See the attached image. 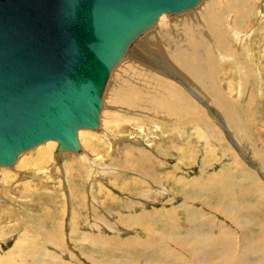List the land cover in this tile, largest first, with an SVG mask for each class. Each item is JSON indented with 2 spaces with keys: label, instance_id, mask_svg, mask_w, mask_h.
<instances>
[{
  "label": "rangeland",
  "instance_id": "374dc122",
  "mask_svg": "<svg viewBox=\"0 0 264 264\" xmlns=\"http://www.w3.org/2000/svg\"><path fill=\"white\" fill-rule=\"evenodd\" d=\"M205 1L188 12L164 14L167 18L184 16L198 9ZM258 10L259 6L256 7L257 13L252 14L255 20L244 21L236 29L241 45H235V39L228 37L234 50L227 55L214 52L213 58L220 62L214 72L215 87H207L205 83L196 81V76L201 73L184 71L186 67L195 68V63H201V59L191 54H178L179 59L175 60L166 50L163 41L186 43L180 31L181 25L174 30L176 37L171 40L163 26L169 27L172 23L165 22L164 25V21L157 22L149 31L153 32V36L145 37L149 32L140 36L131 47L129 56L124 59H131L132 63L150 74L181 87L180 82L170 78L174 73L196 95L193 97L181 87L193 98L190 99L189 110L199 111L205 122H188L187 117L169 115L157 109L154 100L145 103L147 93L141 92L144 87L140 85H134L133 90L137 91L138 98L134 99L133 104L113 102L115 94L111 95L112 84L123 80L126 74V80L134 81L128 70L125 74L114 70L108 82L110 103L106 102L107 91L103 100L104 110L109 112L107 114L103 110L101 113L98 129L79 131V152H56L57 143L49 141L20 154L14 166L1 167L0 258L10 256L8 252L18 248L23 252L19 263L32 264L27 246L33 248V244H37L38 249H33V255L44 263L58 259L59 264H182L185 260L182 250L187 251L180 242L182 236L171 238L168 231L160 227L169 219L168 211L178 207V216L183 221L185 216H188V222L193 221L186 235L194 238L190 247L193 253H197L195 257H202L201 262L205 264L218 263L219 253L214 254L213 249L200 250L196 245L194 225L201 219L198 214L188 211L196 208L195 211L214 217L212 222L215 227L217 224L219 228L231 226L236 238L240 237L241 231L234 230L230 221L222 213L214 212L213 207L222 208L233 217L236 214L256 220L259 218L253 211L245 210L248 203L255 200V204L256 198L264 197V159L254 156L262 152L264 157V13ZM196 20V15L190 19L195 30ZM205 40L207 37L201 38V41ZM221 55L228 60H221ZM124 85L122 82L120 92L124 91ZM228 115L232 117L231 120ZM208 149L212 150L209 155L213 158L204 163ZM233 156L246 168L245 173L253 175L251 185L250 182L247 185L240 176L239 169L233 173L228 171L227 175L228 165L234 166ZM215 175L217 177H213ZM181 179L186 180L182 187L175 182ZM188 181L191 183H186ZM189 185L187 190H191L192 186L196 188L195 191L199 190L193 194L186 190V196H196L197 200H184L181 192ZM251 187L259 190L251 191ZM247 190L251 197L244 198L238 194ZM260 190L262 195L258 196ZM224 200H227L226 203ZM237 200L239 206L235 205ZM231 203L235 208L229 210ZM164 208L166 211L155 213ZM186 209L188 214L185 213ZM258 211L264 216V208ZM145 220H149V223ZM240 220L238 226H243V229L250 227L245 219ZM182 224L184 226L178 223L181 233L189 227L185 222ZM244 232L246 243L250 232ZM245 243L243 241L242 245ZM164 245H168V248L173 246L181 257L166 252ZM238 247L242 249L241 244ZM207 253L211 255L205 259ZM251 257L249 263L257 259Z\"/></svg>",
  "mask_w": 264,
  "mask_h": 264
},
{
  "label": "water",
  "instance_id": "95a60500",
  "mask_svg": "<svg viewBox=\"0 0 264 264\" xmlns=\"http://www.w3.org/2000/svg\"><path fill=\"white\" fill-rule=\"evenodd\" d=\"M200 1L0 0V166L48 139L77 150L130 44L161 14Z\"/></svg>",
  "mask_w": 264,
  "mask_h": 264
},
{
  "label": "bare ground",
  "instance_id": "6f19581e",
  "mask_svg": "<svg viewBox=\"0 0 264 264\" xmlns=\"http://www.w3.org/2000/svg\"><path fill=\"white\" fill-rule=\"evenodd\" d=\"M203 1L204 0H201L200 2H198L190 10L183 11L180 13H165V14L177 15V14H181L184 12L194 10ZM262 1L263 0H206L198 9H196L195 11L190 12L188 14L185 13L186 15H184V16L179 15L178 17L167 18L164 13L161 14L159 16V18L155 21L153 26L149 30H146L140 36L146 35V33L151 31L157 22L159 24L160 22L164 21V23H163L164 25H166L165 22L172 23L169 27L163 26V29L165 30L167 37L172 40L176 37L174 35V30L178 29V27L181 25L180 31H181L186 43H171L168 41H163V44H164L166 50L172 55V58L175 60L179 59L178 54H191L192 56H194L198 59H201L202 60L201 63H195V65H194L195 68L186 67L184 69V71L186 73H193V72L201 73V75L196 76V78H195L196 81H198L200 83H205L207 85V87H215L214 72L218 68L220 62L217 60L215 61V59L213 58L214 52L220 51L223 54L227 55L231 51L234 50L233 48H231V45L228 42V37L235 39V42H233L235 45H241V39H239V36H237L238 31L236 32V29L237 28L239 29V26H242L244 21L245 22L251 21L250 19L253 18L252 14L256 11L257 6H259L258 11L261 13H264V11L261 9V2ZM255 13H257V11ZM194 15L197 16V20L195 22L196 28H197L196 30H195V27H192L193 23L190 21V19H192V17ZM254 15H256V14H254ZM230 21H232V23H230ZM200 33L203 34L204 36H201ZM140 36H138L136 38V40L132 44H130V46L128 47L124 56L120 59V61L111 70V72L107 78L106 84L104 86V89H103V92L101 95V105H100L99 112H98L97 126L94 128L82 127L77 131V133H76L77 138L76 139H77L78 144H79V148L77 150H74V149H72V150L71 149L70 150L69 149L68 150H57L55 148L56 152H62V151L63 152H79L81 149V144H80L79 137H78L79 131L80 130H86V129L96 130L100 127V116H102L101 113L103 112L104 107H105V105L103 106V100H105L106 91H107V98H106L107 101L106 102H107V104L110 103L109 102L110 91L108 88V85H109L108 82H109L110 77H112L114 70L117 72H120V73H124V74H125V71L128 70V73H130L129 76H131L134 79V81H130L129 78L126 80V78H127V74H126V76L124 75L126 78L124 77L123 80H121L119 82H114L111 86V95L115 94L114 98H113V102H116L117 104H124V105L133 104L134 99L138 98L137 91L133 90V89H135L134 85H140V86L144 87L143 91H141V92L147 93V97L144 99L145 103H150L152 100H154V104H155V106H157V109H161L165 112H168L169 115H174V116H178V117H185V118L187 117V118H189L188 122L189 121L195 122L198 120H201V121L196 122V123L205 122L204 116L199 111L192 110V109L189 110L188 105L190 104V99L193 100V98L190 95H188L185 91H183L181 89V87H184L186 90H188L189 93H191L193 97H196V95L193 93V91H191V89L188 88V86H186L187 84L182 83L181 79L175 77L174 73H172V70L167 69L170 71V73L173 74L170 78L176 80L177 82H180L182 84V86L180 85L181 87L177 86L172 81L166 80L165 78L158 77L157 75H154L153 73L150 74L149 72L143 70L142 67L139 66L138 64L135 65L134 63H132V61H130L131 59L124 60L127 56H129L128 54L130 53L131 47L134 45V43L138 40V38ZM152 36H153V32H149V34H147L145 37H152ZM205 37H207V40L201 41V38H205ZM237 38H238L239 42L238 41L236 42ZM210 42H211V45H210ZM123 60H124V62H122ZM221 60L226 61V60H228V58L224 55H221ZM161 69H163V68H161ZM165 71H166V69H165ZM122 82L125 83L124 91L120 92V90H121L120 85ZM107 88H108V90H107ZM215 91H217V90L215 89ZM140 95H141V93H140ZM204 105L206 107H210L208 104H204ZM210 110H211V108H210ZM107 111L108 110H106V111L104 110V112H106V113H107ZM106 113H105V115H106ZM231 118L232 117L230 115H228V119L231 120ZM49 141H55L56 143H58L55 139H48L46 141H43V142L27 149V150L35 148L36 146H38L42 143H45V142H49ZM27 150H25V151H27ZM211 151H212L211 149H208V151H206V156L203 159L204 163H206L210 158H213V157H211V155H209V153ZM24 152H22V153H24ZM230 152H232V151L230 150ZM224 153H226V152H224ZM19 155L17 156L16 161H17ZM235 155H236V153H235ZM236 156H233V160H232V162H234L235 167L233 165H231V166L228 165V167L226 169L227 175H228V171L233 173L235 171V169L236 170L239 169V170H241L240 176L243 177V179H244V181H246L247 185L249 182L251 185V182H254V180L252 178L253 175L249 176L248 173H245V172H247L246 168L243 166V164H240V162ZM254 156L261 159V160L264 159L262 152L255 154ZM238 157H240V156H238ZM147 158H149V157L147 156ZM16 161L13 163V165L0 166V168L1 167H12L15 165ZM203 162H201V163H203ZM238 171H236V172H238ZM216 172L217 171L215 170V173ZM236 172H235V174H236ZM206 173H205V175H206ZM216 175H218V174H216ZM216 175L213 177H217ZM200 176H202V175H200ZM202 177H204V176H202ZM209 177L212 180H216V179L212 178V176H209ZM228 177L230 178V176H228ZM220 179H221V177H220ZM222 179H223V176H222ZM184 180L185 179H181L178 181L176 180L175 182L178 183V185L182 187ZM235 181L237 183V180H235ZM186 183H191V181L190 182L188 181ZM233 183H234V181L232 182V184ZM210 184H211V182H210ZM232 184H229V185L232 186ZM234 185H235V183H234ZM257 185H260V184H257ZM236 186H237V184H236ZM244 186H246V185H244ZM189 187H190V185L182 189L181 193L183 194L184 200H186V201H189L191 199L197 200L196 196L195 197H187L186 195H188L187 191H189L190 193L192 192V194H193L194 192L197 193L199 189L195 191L196 188H194L192 186L191 190H187ZM228 188H227V190H229ZM240 189H242V188H240ZM244 189L246 190V188H244ZM257 190H259V189L255 188V187L253 189L251 187V191H257ZM217 191H215V192H217ZM234 191H235V189H234ZM186 192H187V194H186ZM226 192L228 193V191H226ZM236 192H235V194H237ZM200 194L201 193L199 192V195ZM238 194H240L242 197H244V196L246 197V196H250L251 193L248 192V190H247V191H241ZM218 195H219V191H218L217 197H218ZM257 195L258 196L262 195V191L260 190L257 193ZM228 196H229V194H228ZM234 196H236V195H234ZM204 199H206V200L210 199L211 200V198H204ZM248 199H249V197H248ZM248 199L246 198L245 200H248ZM256 199H257L256 203L253 204L255 202V200H253L251 203H248L249 205H248V207L245 208V210L247 212L253 211L252 213L257 214L259 216V218H258L259 221L254 219V218L244 217L243 215H236L235 214V216L233 217L232 215L226 214L224 212V210H222V208H216V207L212 208L214 212L217 211V212L222 213L224 215V217L230 221L232 227L235 228L234 230L238 229L239 231H241L239 238H236L232 234L231 226L230 227L221 226L219 228V226L217 224V226L215 227L214 222H212V221H214V217L211 218L210 215H208L206 213H203L201 211H195L194 209H196V208L192 209L191 211H188L191 214H198V218L201 219L194 225L195 229H196V245L200 248V250H206L207 251V250L213 249L214 254L219 253L217 255L218 256V259H217L218 263H216V264H261V263L264 264V255H263V252H264V243H263L264 242V221H262L264 216H261L260 212L258 211V209L262 210L264 208L263 207L264 197L263 198L259 197V199L258 198H256ZM226 201H225V203H226ZM229 203H230V201L228 202V204ZM235 205L239 206L238 200L235 201ZM235 205L232 204V207H230L228 209L229 210L231 208L234 209ZM185 206H186V204H185ZM209 207L210 206H208V208ZM227 207H228V205H227ZM176 208H178V207H176ZM176 208L168 211L167 214L169 215V219L167 221H164L160 225V227L163 229V231L167 230L168 231L167 234L169 233L171 238L177 239V238L182 236L183 239L180 242H182L183 247L187 248V251H183L181 248H179V246H175V247H178L179 249H181L183 252V257L185 258V260H183L182 264H190V262H191V264H196L195 261H197V264H205V263L201 262L202 257H195L194 254H197V253L192 252V249L190 246H191V241L194 240V238H189L186 235L188 233L187 231L192 228L191 224L193 221L188 222V216H185L184 221H183V218L178 216V212H177ZM199 209H202V208H199ZM160 211H166V209L165 208L160 209V210L156 211L155 213H158ZM183 211H184V209H183ZM185 213H187V209L185 210ZM148 214H147V216H148ZM242 218L248 222L250 227L243 229V226H240V225L238 226V222L241 223L240 219H242ZM145 222L149 223V220H145ZM182 222H185L187 225H189L186 232L184 231L185 230L184 229L183 233H181V231H180L181 227H180V229L178 227V223H180L181 226H184V224H182ZM245 230L250 232L249 234H250V238H251V239L249 238L250 240L247 239L246 243L244 240V238H245V232L244 231ZM152 232L155 233V230H153ZM156 234H154V235H156ZM183 234H185V236H183ZM192 235H193V233H192ZM251 235H252V237H251ZM166 239H167V237H166ZM166 239H164V240H166ZM237 241H238V244H237ZM243 241L245 243L244 245H242ZM240 244H241V248H242L241 250L238 247V245H240ZM168 245H169V243H168ZM168 245L166 247L164 245V250L166 252L167 251L172 252V256L180 258L181 256L178 255V251H174L173 246L168 248ZM33 249L35 251H37L38 245L33 244V248L30 246H27V252H28V254H30V256H32V264H59V261H57L58 259L57 260L54 259L49 263H44V262H40V261L36 260L35 256L33 255ZM236 251H238V254H236ZM24 252H25V249H24ZM22 253L23 252H21L18 248L14 252H8V254L10 256L0 258V264H6V263L7 264H16L17 262L19 263V262H21V260L19 258L21 257V255H23ZM214 254H212V255H214ZM42 255H43V253L41 254V258H42ZM210 255H211L210 253H207V255H205V259L209 258ZM261 255H263V256H261ZM251 256H255L254 258L257 257V259L254 262L249 263L248 259L250 260L249 257H251ZM15 257H16V260H15ZM251 258H253V257H251Z\"/></svg>",
  "mask_w": 264,
  "mask_h": 264
}]
</instances>
